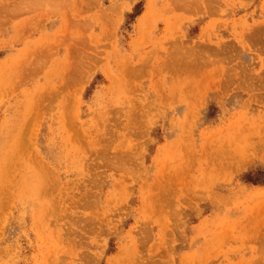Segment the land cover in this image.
Returning <instances> with one entry per match:
<instances>
[{"label": "rangeland", "instance_id": "374dc122", "mask_svg": "<svg viewBox=\"0 0 264 264\" xmlns=\"http://www.w3.org/2000/svg\"><path fill=\"white\" fill-rule=\"evenodd\" d=\"M31 1L0 0V264H264V0Z\"/></svg>", "mask_w": 264, "mask_h": 264}, {"label": "bare ground", "instance_id": "6f19581e", "mask_svg": "<svg viewBox=\"0 0 264 264\" xmlns=\"http://www.w3.org/2000/svg\"><path fill=\"white\" fill-rule=\"evenodd\" d=\"M32 1H33V0H32ZM32 1H31V3H32ZM42 1H43V0H42ZM45 1H46L45 3H43L44 1H43L42 3L45 4V5H49V7L51 6L50 4H52V2L54 1L53 3H56L57 6H56L55 4H52L53 6L55 5V7L58 8V10H59L60 8H62V7H58V5L61 4V1H60V0H59L60 2H59L58 0H57L58 2L55 1V0H53V1H51V0H45ZM47 1H48V2H51V3H48ZM195 1H196V0H195ZM198 1H200V0H197L196 2H198ZM200 2H201V1H200ZM47 3H48V4H47ZM57 3H59V4H57ZM72 3H73V2H72ZM193 3H194V1H193ZM32 5L36 6L35 3H32ZM45 5H44V6H45ZM72 5L74 6V4H72ZM194 5H196V4H194ZM198 5H199V4H198ZM196 6H197V5H196ZM38 8H39V6H38ZM52 8H54V7L49 8L50 12H53V9H52ZM56 8H54L55 11H56ZM73 8H74V7H73ZM16 9H17V7H16ZM40 9H41V8H40ZM51 9H52V10H51ZM45 10H46V9H45ZM47 10H48V9H47ZM58 10H57L56 12H54V13H58ZM198 10H199V9H198ZM60 11H61V10H60ZM194 11H195V10H194ZM200 11H201V10H199L198 12H200ZM195 14H196V13H195ZM195 14L193 13V15H195ZM71 24H72V23H71ZM73 29H74V28H73ZM28 54H29V53H28ZM14 68H15V67H14ZM4 72H5V71H4ZM6 72H7V71H6ZM2 75H3V74H2ZM86 75H87V74H86ZM86 75H85V76H86ZM0 77H1V76H0ZM6 77H7V75H6ZM10 77L12 78V76H10ZM86 77H87V76H86ZM3 78H4V77H3ZM8 78H9V77H8ZM0 79H1V78H0ZM6 79H7V78H6ZM6 79H5V80H6ZM3 81H4V80H3ZM67 106H68V105L65 106L66 108H68L67 110L71 109V108H69L70 105H69L68 107H67ZM70 107H71V106H70ZM67 110H66V109L64 110L63 113L66 114V115L63 114V116H64V118H66V120H69V121H67V122L71 123L72 120H70V118H72V115H71V113H69V112H68V113H65V112H67ZM69 111H70V110H69ZM70 112H71V111H70ZM68 114L71 116L70 118H69V115H68ZM65 116H68V117H65ZM67 118H68V119H67ZM28 120H29V117H28ZM30 120H31V122L33 123L32 118H30ZM66 120H65V121H66ZM25 121H26V120H25ZM25 121H24L23 125H27L28 123H29V124H28L27 126H30V125H31L30 122L25 123ZM22 122H23V121H22ZM64 123H66V122H64ZM19 124H20V123H19ZM66 124H68V123H66ZM20 126H21V124H20ZM23 127H24V129L22 128V130H24V131L21 130L19 133H20V134L23 133V136H24L23 139H24V138L26 139L25 136H27V135L30 134V133L27 134V132L30 131V130H29L30 128L27 127V128H26V129H27V130H26L27 132H26V131H25V127H26V126H23ZM28 128H29V129H28ZM24 132H25V133H24ZM24 134H25V135H24ZM21 136H22V135H21ZM21 136H20V140H19L20 143H19V144H21V146H22L21 148H22V149H23V148L25 149L26 146L24 145V143H26V141L24 142L25 139H24V140L21 139V138H22ZM27 137H28V136H27ZM29 137H31V135H30ZM16 139H18V137H17ZM22 141H23V142H22ZM27 141H28V139H27ZM9 142H10V141H9ZM21 142H22V143H21ZM28 142H30V141H28ZM15 146H16V145H15ZM15 146H14V147H15ZM17 146H18V144H17ZM23 146H25V147H23ZM5 148H7V147H5ZM18 148H19V146H18ZM21 148H19V149H21ZM19 149H18V150H19ZM22 149H21V150H22ZM21 150H20V151H21ZM14 152H15V151H14ZM217 154H218V153H216V155H217ZM3 155H4V154H3ZM5 155H6V154H5ZM5 155H4V156H5ZM39 166H40V169H41V164H40ZM43 168L46 169L45 167H43ZM43 168L41 169L42 173H43V171H45ZM37 169H38V168H37ZM38 170H39V169H38ZM46 170H47V169H46ZM48 171H49V170H48ZM39 172H40V170H39ZM42 173L40 172V176H41ZM45 174L48 175V174L46 173V171H45ZM49 174H51V173L49 172ZM48 176H49V175H48ZM42 177H43V174H42ZM44 177H45V176H44ZM48 178H49V177H48ZM42 181H43V180H42Z\"/></svg>", "mask_w": 264, "mask_h": 264}]
</instances>
